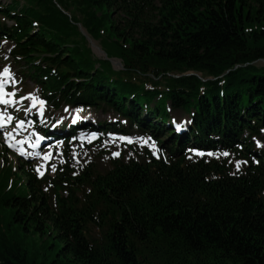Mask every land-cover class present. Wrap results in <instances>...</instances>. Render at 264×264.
I'll list each match as a JSON object with an SVG mask.
<instances>
[{
	"label": "trees",
	"instance_id": "1",
	"mask_svg": "<svg viewBox=\"0 0 264 264\" xmlns=\"http://www.w3.org/2000/svg\"><path fill=\"white\" fill-rule=\"evenodd\" d=\"M3 42L48 105L119 118L71 134L147 133L167 153L76 171L68 138L52 174L7 165L22 186L0 181V264H264V0H0Z\"/></svg>",
	"mask_w": 264,
	"mask_h": 264
},
{
	"label": "rangeland",
	"instance_id": "2",
	"mask_svg": "<svg viewBox=\"0 0 264 264\" xmlns=\"http://www.w3.org/2000/svg\"><path fill=\"white\" fill-rule=\"evenodd\" d=\"M4 1V0H2ZM9 1V0H8ZM84 29V28H83ZM85 32L84 30L81 31ZM95 44L100 45L98 41L92 40ZM90 44V43H89ZM91 48V44L89 45ZM2 51L0 52V87H5L6 90L2 101H5V97L7 93L14 94L15 100L13 103H5L8 108L12 109H21L29 113L30 115H35L42 125L48 124L49 122L57 123V126L60 125L61 122L68 123L70 117L76 115V117H80L85 115L87 119H90L92 115L84 110L82 107L76 105L72 107H66L59 110H52L51 107L47 106L45 102L41 99L40 89L33 85V83H29L28 81L25 83H21L17 81V71L13 68V64L6 63V58L8 57L9 44L7 42H3L1 45ZM264 62L262 60H258L255 62L256 65H261ZM115 68H119V65H114ZM5 69H8V72L5 73ZM2 90V89H1ZM10 90V91H9ZM1 92V91H0ZM31 97V98H30ZM43 102L42 104L40 102ZM32 102L35 104L32 105ZM93 111V110H91ZM94 112V111H93ZM97 119H101L102 121H106V119L118 120L119 118L113 114H109L104 112L101 109H97L94 112ZM87 115V116H86ZM174 120L178 119H187L185 114L183 113H172ZM89 117V118H88ZM30 122L31 119L29 118ZM26 121V122H28ZM97 132L92 131H84L77 134V136L73 137L71 140L73 141L70 154L72 158V165L75 170L78 171L82 166L93 163L97 165L99 168L108 167L109 161L115 157H122L124 159H135V158H146L151 154L154 156H160L161 153H167L166 148H161L162 145L157 139H154L152 136L147 133H134V134H120L109 132L107 134L102 135V133L98 134ZM160 141H166L165 136L159 138ZM3 140L0 138V145ZM255 143L257 146L264 148V140L256 138ZM65 144L62 142H58L55 148H48L43 150L40 159L36 158V164L38 165V171L41 173L45 170V168H50V171L53 170V165L56 163H60L62 161V150ZM118 153V154H117ZM192 157H196L198 155H202L199 150H191ZM226 152H215V153H205L206 156L211 158H228L230 163L232 164L234 169H240L243 167L244 162L233 158L232 156L225 155ZM5 154H2L0 150V181H4L6 186H13L14 189H18L22 186L20 183L22 180L15 178L14 175L11 177H7L5 175V168L9 163V159L7 156L4 157ZM14 160L16 157L11 155ZM47 157V158H46ZM239 162V166H238ZM3 164V166H2ZM11 168L14 169V164H10ZM22 176V175H21ZM3 217L0 213V225L3 223ZM1 227V226H0ZM3 231V229H1ZM27 243L25 246L29 250H33V248L39 249L42 242L39 237H32L26 240Z\"/></svg>",
	"mask_w": 264,
	"mask_h": 264
},
{
	"label": "water",
	"instance_id": "3",
	"mask_svg": "<svg viewBox=\"0 0 264 264\" xmlns=\"http://www.w3.org/2000/svg\"><path fill=\"white\" fill-rule=\"evenodd\" d=\"M86 38L88 39L89 43L91 44V47H92V50L95 52V54L98 56V57H103V58H108L107 57V54L104 52V50L98 46V45H95L91 42V39L89 38L88 35H86ZM110 60V62L112 63V65H119V67H122V63L119 59H116V58H108ZM264 62V60H262ZM115 67V66H114ZM188 74H195L197 76H200L198 73H195V72H189Z\"/></svg>",
	"mask_w": 264,
	"mask_h": 264
},
{
	"label": "snow or ice",
	"instance_id": "4",
	"mask_svg": "<svg viewBox=\"0 0 264 264\" xmlns=\"http://www.w3.org/2000/svg\"><path fill=\"white\" fill-rule=\"evenodd\" d=\"M5 71V73H7L8 72V69H5L4 70ZM0 86H2V85H0ZM31 98V97H30ZM5 103H8L9 101H7V100H5L4 101ZM41 104L43 103L42 101L40 102ZM118 154V153H117ZM225 155H227V153H225ZM47 158V157H46ZM238 166H239V162H238ZM39 170V169H38ZM53 170H55V169H53Z\"/></svg>",
	"mask_w": 264,
	"mask_h": 264
}]
</instances>
